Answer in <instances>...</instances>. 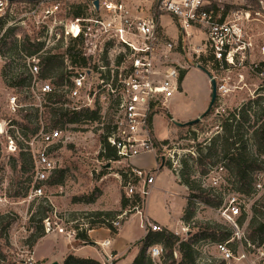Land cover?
<instances>
[{"label": "rangeland", "instance_id": "rangeland-1", "mask_svg": "<svg viewBox=\"0 0 264 264\" xmlns=\"http://www.w3.org/2000/svg\"><path fill=\"white\" fill-rule=\"evenodd\" d=\"M82 1L61 0L60 11L47 20L40 18L39 23L26 19L17 21L18 23L14 28L15 34L21 38L27 36L30 39L40 38L48 42L47 49L61 57L64 54L67 55V51L71 48L75 52L79 48L78 46H73L68 40H62V37L58 41L55 35H61L67 21L74 18L73 13L76 7L85 6L84 4H78ZM207 1L223 15L236 10L242 12L235 24L240 29V39L246 46L244 51L234 53L232 65L227 62L222 64L215 62L207 54H199V59L196 60V54L192 52L194 44L187 43L183 46L185 47V52L182 53L183 57L186 58L185 55L189 53V56H187L188 61H191L192 58V61L199 62V66L188 74L184 97L177 101L174 98L175 95L177 96L175 94L169 100V103H175L171 113L175 119L169 115L170 108L167 106L169 103H166L164 108L157 109V111L154 109L156 115H154L155 136L158 139H166L170 136L165 140L166 143L159 144L156 152L157 159L165 165L162 171L155 176V179L156 177L159 179L157 181L160 185L159 191L154 194L149 193L150 195H147L146 200L148 199L147 207L151 216L165 215L166 211L163 208L164 200H166L163 196L164 190L172 188V190L178 192V200L173 206L176 211L172 210L171 213L173 218L171 219V227L176 228L177 224L174 218L177 216L178 208L182 205L184 192L174 182L172 175L180 184L182 170L186 167L189 179L195 183V190H197L193 192L197 196L196 203L193 206L194 217L188 224L183 223V228L179 229L177 234L163 227L161 229L178 236L180 242H190L194 249L202 250L206 248L205 256L212 261V264H219L215 257L213 245L219 242L227 232L225 230L227 226L221 218L220 209L227 199L239 198L238 196L241 194L238 193L234 179L230 177L228 170L224 168L221 162V146L219 143L216 145L217 153L212 154L209 161H203V167L198 165V161L208 153L210 140L220 132V126L224 119L233 114L235 116L233 124H241L237 111L242 105L247 104L256 96L262 97L259 104L264 103V0ZM155 3L153 0H134L132 6L139 7V13L142 15L147 13L148 8L152 12ZM245 13H248L247 18L244 15ZM163 16V23L161 22L162 25H159V30L167 40H175L170 33L172 35L178 34L176 19L170 14H164ZM196 28L201 32L206 30L201 25H197ZM49 31L52 32L51 35H49ZM199 31L195 32L194 36L197 35L201 38ZM180 44L182 45V43ZM1 67L0 64V119H10L18 124H23L24 121L20 111L14 114L8 109V96H16L19 103L27 107L30 104H39V101L29 98L22 88H11L5 85L2 76L4 68ZM203 74L209 79L212 78L216 86V99L212 105V113L204 118L200 115L207 110L211 93L209 96L206 78ZM180 89L179 87V91H181ZM183 115L190 116V118H195L198 115L199 119L196 117L198 123L192 126L188 125L189 121L183 122L180 120ZM49 118L47 110L42 108L39 110L37 118L33 117L32 121L38 123L44 131H48L53 128L49 123ZM177 123H180L181 126H178ZM105 125H101L100 121H95L71 124L67 127V130L62 128V131L68 133L69 139L56 152L59 169L64 171L62 179H59L61 186L49 184L47 181L44 194L39 198L30 197L34 185L33 173L29 166L25 170L21 168V162L18 160L19 150L17 153L8 154L0 146V149H3L0 151V219L7 217L13 220L10 227L0 234V248L7 263L42 264L34 262L35 244H32L39 235L43 234V237L47 235L49 237L39 246L37 256H47L44 261L48 264L54 261L63 264L59 260L65 252V247L60 244H53L51 237L54 234L66 238L69 234L72 237H76L77 233L86 235L84 231L76 232L74 235L71 232L79 227L83 223L82 221H85L84 213L86 212L82 210V205H79V203L73 204L72 201L86 200L98 195L99 198H102L103 207L114 206L117 202L116 206L118 207L120 200L124 197V192L120 186L119 169L121 166L112 165L108 168L106 167L108 164L106 160L98 157L100 139L106 131ZM241 125L246 129L247 124ZM157 138H155L156 141L162 142ZM17 142H19L18 149L25 148L21 140ZM248 150L252 155L256 153L258 156H264V151L255 146L253 142H249ZM132 161L142 166L143 169H150L155 163V156L153 153H146L132 159ZM202 170H205V172L203 173ZM261 172L263 173V177L260 179L261 188L253 190L248 197L240 196L244 204L241 207V217L237 220L244 218L241 227L244 229L245 234H248L247 226L250 220L256 219L257 223L264 222V171ZM217 173L220 178L218 186L213 191L210 189V179L215 177ZM185 193L187 196L190 195L187 188ZM213 199L221 200V204H216V201H212ZM115 201L117 202L115 203ZM122 210L118 208L119 212ZM132 215L127 214V218L121 223L123 224L128 220L125 224L127 226H125L126 231L129 230L133 238H139L144 230L139 227L140 217ZM45 219L49 220L52 228L49 233H46L44 229L43 221ZM205 225H217L218 227H216L215 232H208L207 238L203 239L199 232L200 228ZM262 237H264V234L255 236L250 242L257 246ZM228 238L229 236L226 239ZM5 240L9 243L8 246H5ZM232 248L235 252L243 248L245 250V247L234 244ZM51 253L54 257H51ZM86 253L95 254L94 251H86ZM139 253L140 247L136 242L127 248V256L119 258L115 262L112 261V264H132ZM247 254V260L235 262L234 264H260L256 260L255 252L252 249H248ZM146 257H148L147 253ZM125 258L128 260L122 262ZM173 259L175 264L180 263L181 255L177 250L173 252ZM110 262L99 263L111 264ZM150 264H170V261L167 256L160 259L150 258Z\"/></svg>", "mask_w": 264, "mask_h": 264}, {"label": "built area", "instance_id": "built-area-1", "mask_svg": "<svg viewBox=\"0 0 264 264\" xmlns=\"http://www.w3.org/2000/svg\"><path fill=\"white\" fill-rule=\"evenodd\" d=\"M94 1L98 2L97 9L93 5ZM133 1L83 0L78 3L86 6V15L69 19L61 35L55 36L58 41L61 37L70 42L79 40L81 44L78 49L84 63L73 64L68 55L64 54V77L56 85L55 77L43 79L40 76V55L48 51V42L28 37L31 42L43 43V49L33 56L20 52L17 57L5 53L2 42L7 31L14 29L19 21L26 19L39 23L40 18L47 20L54 17L60 11L61 0H0V64L6 75L3 80L9 83H16L24 69L23 77L27 79L22 89L29 98L39 101V104H30L28 107L39 110L52 108L67 114L97 113L95 120L82 122L100 121L101 125L106 124L102 137H105L107 145L116 154V160H106V163L108 168L112 165L121 166L120 186L124 197L130 201L129 206L120 211L119 215L105 219L103 223L117 230L127 214H133L140 217L139 227L147 234L162 230L146 218L142 210L155 175L152 170L133 167L131 161L146 153L157 156V141L152 130L154 109L157 111L164 108L179 93L182 71L199 66V62L192 61V58L188 61L189 53L186 58L182 57L185 52L183 46L199 31L197 25L204 26L206 30L199 31L202 38L192 47L196 60L199 54H207L215 62L232 65L234 53L244 51L246 44L241 41L240 29L235 24L242 15L239 10L223 15L207 0H153L156 3L152 12L148 8L147 13L141 15L140 8L132 6ZM164 14H170L176 19L179 39L167 40L159 30L160 18ZM244 15L248 17V13ZM14 37L19 42L22 39L16 34ZM7 107L14 114L27 108L14 95L8 96ZM14 122L0 119V146L6 153L14 154L19 150L17 141L23 142L33 162L34 185L30 197L39 198L44 194L49 177L60 170L56 152L69 136L61 128L48 131L40 128L36 135L25 140ZM70 125L66 124L63 129L67 130ZM262 177V172L254 174V190L261 188ZM219 178L217 173L210 179L214 191ZM240 196L243 195L227 199L220 209L221 218L231 235L228 240L213 245L215 257L219 264H234L247 260V251L252 249L256 260L264 264V242L257 246L252 244L238 223L244 204ZM132 200L134 204H131ZM84 219L79 227L71 231L73 235L81 231L89 234L93 230L88 219ZM43 223L45 232L49 233L52 229L49 220L45 219ZM108 244L107 240H103L99 247L106 248ZM233 244L245 247V250L243 248L235 252ZM197 250L196 264H212L205 256L206 248ZM147 253L151 259H159L162 249L153 245ZM104 257L109 258L107 255Z\"/></svg>", "mask_w": 264, "mask_h": 264}, {"label": "trees", "instance_id": "trees-1", "mask_svg": "<svg viewBox=\"0 0 264 264\" xmlns=\"http://www.w3.org/2000/svg\"><path fill=\"white\" fill-rule=\"evenodd\" d=\"M86 15L85 6H78L73 13V17H81ZM15 30H8L5 38L2 42V48L5 50V53H9L10 56L17 57L19 53L22 52L26 56H33L39 53L43 49V43L40 42H31L28 37H23L21 41H17L15 39ZM72 45L80 46L81 42L79 40L71 42ZM67 55L70 58L71 62L82 65L84 63V59L81 57V52L79 49H76L73 52L72 48L67 51ZM20 66V61L19 64ZM40 67L41 73L40 76L43 79H47L50 77H55L54 83L59 85L64 77V63L63 57L59 55H55L51 50L44 51L40 55ZM21 68L22 65H21ZM23 72L19 74L17 77L18 81L16 83L5 82V85L8 87L15 88H23L26 82V77H23ZM185 71H182L179 78V86L183 80ZM2 76L5 75V70L2 72ZM261 96H256L252 100L248 101L247 104L242 105L238 109V118L241 124H247L246 129L243 128L241 124H233L235 121V116L230 114L228 118L224 119L220 126V132L217 133L210 140V147L208 149V153L204 155L199 161L198 165L203 167V161H209L212 154L217 153L216 145L217 143L221 146V162L223 163L224 168H226L229 172L231 178L234 179L235 184L237 185V191L243 196L248 197L254 190V174L257 172L264 171V156L262 155H252L248 150L249 142H253L255 146H257L260 150L264 151V103L259 104L261 100ZM47 110L49 118V123L53 128L60 127L61 129L65 127L66 124H78L85 120H95L97 118L96 112L85 113V114H67L62 110H56L52 108H45ZM22 115L23 124H17V127L20 129V132L25 140L29 139L36 135L40 126L38 123H34L32 121L33 117L37 118L39 109L33 107H27L25 109L20 110ZM212 113V107L209 110H206L200 117L204 118L205 116ZM198 123L197 119L191 120L188 122V125H195ZM166 143V141L156 142V146L158 148L159 144ZM19 145V144H18ZM19 148L20 152L18 155V160L21 162V168L25 170L27 166H29L33 170V162L31 155L28 151ZM104 151V152H103ZM99 158H103L105 160H116V154L114 150L110 149L106 143L105 137H101L100 139V151L98 153ZM164 164H162L161 160L157 159V168L153 170V174L156 176L159 172L162 171ZM16 168V166H14ZM204 173L205 170H202ZM64 175V171L58 170L54 172L49 177V184L59 185L61 182L59 179H62ZM180 184L187 188L190 191V195L186 197L187 204L183 213L182 222L188 224L194 217L193 206L196 203L197 196L193 194L195 190V183L189 179L188 173L186 172V167L182 170ZM214 191L213 188H210ZM203 190V189H202ZM203 192V191H202ZM192 193V194H191ZM98 196V195H97ZM97 196H92L88 199H84L87 203H92ZM212 201H216V204H221V200L213 199ZM130 201L123 197L121 199V209H125L129 206ZM209 202V201H207ZM134 204V200L132 203ZM120 213V212H119ZM119 213L115 212H96L91 213L86 219H88L90 227L94 229L96 226H99L103 223L105 219H113ZM241 217V216H240ZM239 217V218H240ZM238 218V219H239ZM241 220H238L239 225L242 224ZM13 220L5 217V219H0V234L5 232ZM110 226V225H109ZM217 225L209 226L205 225L200 228L199 235H202L203 239L207 238L208 232H215ZM112 227L110 226L109 229ZM248 234L246 233L247 239L250 241L255 238V236H262L264 234V222L257 223L256 219L250 220L248 226ZM112 230V229H111ZM219 242H224L230 238V231L228 228ZM114 232V230H112ZM229 236L228 239H226ZM43 234L39 235L33 244H36L37 240L42 238ZM76 238L80 239L84 242H89L87 235H82L80 233L76 234ZM225 239V240H224ZM216 242V243H219ZM264 242V237H262L258 244ZM9 243L5 240V246H8ZM137 245L140 247L139 255L134 259L132 264H150V256L146 257V253L149 247L153 245H158L162 249V255L160 258H164V256L168 257L170 264H175V260L173 259V252L177 250L181 255V260L179 264H196L195 259L197 256V250L194 249L193 245L190 242H180L179 237L169 231H160V232H148L144 238L137 242ZM148 254V253H147ZM150 257V258H149ZM159 258V259H160ZM0 264H9L5 261V256L3 255L0 248ZM22 264V263H21ZM63 264H100L99 262L92 259H81L75 258L71 255H67Z\"/></svg>", "mask_w": 264, "mask_h": 264}, {"label": "crops", "instance_id": "crops-1", "mask_svg": "<svg viewBox=\"0 0 264 264\" xmlns=\"http://www.w3.org/2000/svg\"><path fill=\"white\" fill-rule=\"evenodd\" d=\"M163 17L164 16L161 17L160 25H162L161 22L163 23V20H162ZM176 30L178 32L177 35L176 34L172 35V33H170V35L175 40L180 38L179 31H178L177 28H176ZM201 38L199 36L195 35L191 39L188 40V43L189 44L193 43L194 44L193 47H195L198 44L199 39H201ZM182 57H183V55H182ZM194 69H196V68H192V69H189L188 71H185L183 80H182V82L180 83V86H179L181 88L180 89L181 91H179V93H177V96L175 95V97H174L175 99H177V101H179L181 98L184 97L183 94L186 92V89H187L188 74ZM205 78H206V84H207L208 93H209V96H210V93H211V88H210L211 86H210V83H209L210 79L208 77H206V76H205ZM174 104L175 103L172 102V103H169L167 105L170 108V112H169L170 116H172L171 113H172V109L174 107ZM155 116L153 117V121H152V130H153L154 136H155V128H154V118H155ZM197 116L198 115H196L195 118H190V116L183 115L180 120L183 121V122H187V121H191V120L197 119L198 118ZM172 118L175 119L173 116H172ZM155 138H157V137L155 136ZM166 139H164V138L162 139L161 138V139H158V140L165 141ZM157 142H159V141H157ZM131 163H132L133 167H136V168H140L141 167L140 169H143V167L139 166L135 161H131ZM156 168H157V156H155V163H154L153 167L148 169V170H152L153 171ZM167 172H169V171L167 170ZM169 173H168V175L171 174V173L170 174ZM172 177H173L174 182L180 188H182V190L184 192V194L182 196L183 197L182 205L178 208V210L176 212L177 216H176V218H174L176 220L175 223L177 224L176 228H172L171 227V225H172L171 219H173L171 213H172V210L176 211V209H174L173 206H174V203H176V201L178 200V192L172 190V188H166L164 190V192H163V196L166 198V200H164V207H163L164 210L166 211L165 215L151 216V214L148 211V207H147L148 199L144 200L143 209L142 210H143L144 216L146 218H148L152 223L157 224L160 227L172 230V232L177 234L179 229L183 228V226H182L183 225L182 217H183V213H184V210H185L186 204H187V199H186L187 195L185 193L186 192V188L184 186L180 185L173 175H172ZM158 180L159 179L157 177H156V179H154V184L152 185L151 190L149 192L150 194H154L157 191H159L158 189H159L160 185L157 182ZM56 186H61V185L59 184V185H56ZM150 194H148V195H150ZM99 197L100 196H97L92 203H87L84 199L80 200V201L78 200V201H72V202H73V204H78L79 203V205H82L81 206L82 210L86 211L84 213L85 217H87L91 213H96V212H103V213L115 212V213H119L118 208L121 209V200H120V204L118 205V207L116 206V204H118L117 201H115V203L116 202L117 203L114 206H109V207L105 206V207H103L102 206V198H99ZM127 222H128V220L126 222H124L123 224L121 223L120 227L117 230L114 229V228H111L112 230H114V232L111 229H109L110 226L108 224L101 223L99 226H97V228H94L91 232H89V234H86L88 239H89V242H84V241H82L80 239H77L76 237H72L70 234H69V236L67 238L64 237V236H58L57 234H54L51 237L53 239V244H60V245L65 247V252L62 254L59 262L63 263L65 258H66V256L67 255H71V256H73L75 258L92 259V260H95V261L100 262V263H103L105 261H111L110 263L112 264L113 262L117 261L119 258H123V257L127 256L128 255V254H126L127 248L130 247L131 244H134V243L142 240L144 238V236H145V231H144L143 234L139 238H133L132 233L129 230L126 231V227L127 226L125 224ZM82 235H85V234L82 233ZM48 237H49V235L41 238L35 244V246H34V254H33L34 262H40L42 264H48V262L44 261L45 260L44 258H46L47 256H37V253H38L37 250H38L39 246ZM103 240H107L109 242V244H108V246L106 248H100L99 247V244ZM86 251H94L95 254H89V253H86ZM104 255L109 256V258L106 259L104 257ZM51 257H54L52 255V253H51ZM126 260H128V259L125 258V260H122V262L123 261L125 262Z\"/></svg>", "mask_w": 264, "mask_h": 264}, {"label": "water", "instance_id": "water-1", "mask_svg": "<svg viewBox=\"0 0 264 264\" xmlns=\"http://www.w3.org/2000/svg\"><path fill=\"white\" fill-rule=\"evenodd\" d=\"M7 1L13 2V1H37V0H7ZM93 5L97 9L98 2L94 1ZM210 83H211V100H210V103H209V106H208L207 110H209L212 107V105H213V103H214V101L216 99V86H215V82H214V80L212 78H210ZM198 119H199V117H198ZM177 124H178V126H181L180 123H177ZM106 167H109V165H107ZM51 264H58V263L54 261Z\"/></svg>", "mask_w": 264, "mask_h": 264}]
</instances>
